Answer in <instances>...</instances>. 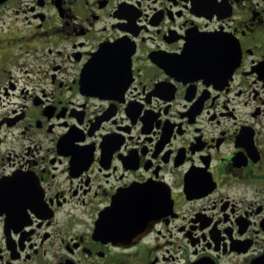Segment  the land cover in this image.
Masks as SVG:
<instances>
[{"label":"flooded vegetation","instance_id":"1","mask_svg":"<svg viewBox=\"0 0 264 264\" xmlns=\"http://www.w3.org/2000/svg\"><path fill=\"white\" fill-rule=\"evenodd\" d=\"M0 264H264V0H1Z\"/></svg>","mask_w":264,"mask_h":264},{"label":"water","instance_id":"2","mask_svg":"<svg viewBox=\"0 0 264 264\" xmlns=\"http://www.w3.org/2000/svg\"><path fill=\"white\" fill-rule=\"evenodd\" d=\"M1 1V0H0Z\"/></svg>","mask_w":264,"mask_h":264}]
</instances>
